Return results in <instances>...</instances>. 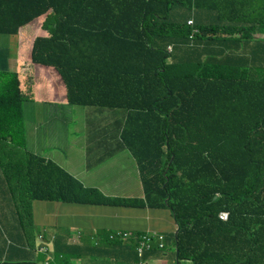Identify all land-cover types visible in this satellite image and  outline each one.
Listing matches in <instances>:
<instances>
[{
  "label": "trees",
  "instance_id": "16d2710c",
  "mask_svg": "<svg viewBox=\"0 0 264 264\" xmlns=\"http://www.w3.org/2000/svg\"><path fill=\"white\" fill-rule=\"evenodd\" d=\"M49 9L31 60L57 70L68 103L125 111L120 136L143 198L105 196L28 152L25 96L5 68L0 141L12 146L14 192L30 201L167 209L178 227L163 250L155 245L143 257L133 240L126 246L100 232L85 239L93 259L141 264L170 240L175 264H264V36L256 37L264 34V0H0V34H17ZM74 249L56 250L55 261L69 264L75 253L79 263L84 254ZM13 259L0 264H34Z\"/></svg>",
  "mask_w": 264,
  "mask_h": 264
},
{
  "label": "crops",
  "instance_id": "0c3cea01",
  "mask_svg": "<svg viewBox=\"0 0 264 264\" xmlns=\"http://www.w3.org/2000/svg\"><path fill=\"white\" fill-rule=\"evenodd\" d=\"M44 17L33 19L20 27L17 34L10 35L9 38L16 36L15 52L7 43L0 46V71L5 68L15 71L25 96L22 104L24 148L54 162L83 186L96 188L105 196L143 198L136 161L120 136L125 111L68 103L66 86L57 70L32 62V43L23 42V29L26 36L34 33L30 36L33 42L41 33ZM259 36L264 34H256ZM247 52L246 47H239L240 54L247 56ZM262 61L258 59L257 62ZM78 116L86 121L88 130L77 131ZM89 123L93 124L90 128ZM11 154L12 146L9 145L8 158ZM7 167L0 158V260L14 257V261L43 262L44 256L34 250L37 233L33 234L32 230L45 232L46 239L54 235L58 249L71 246L75 251L85 247L86 238L93 242L92 237L102 231L118 230L138 235L151 230L170 237L173 235L171 231L175 233L177 229L167 209L77 206L57 201H31L29 220L17 212L15 200L24 197V193L20 189L14 192L12 180L8 177L12 172L9 169L7 173ZM130 241L123 244L128 246ZM159 252L150 256L147 264H175L168 243L166 249ZM122 258L121 255L110 261L119 263ZM103 261L102 264H107L109 259Z\"/></svg>",
  "mask_w": 264,
  "mask_h": 264
},
{
  "label": "rangeland",
  "instance_id": "374dc122",
  "mask_svg": "<svg viewBox=\"0 0 264 264\" xmlns=\"http://www.w3.org/2000/svg\"><path fill=\"white\" fill-rule=\"evenodd\" d=\"M18 31H19V29H18ZM33 34L34 33H31L30 35L26 36L25 29H23V42L26 43V44H29V42L32 43V40H30V36H33ZM9 37L10 36H6V35H1L0 34V46L3 45L4 43H7L9 48L13 52H15L16 36H12V38H9ZM260 37H262V36H260ZM26 54H28V51H27ZM85 123H86V121L81 116H78V118H77V131L88 130V127H87V125ZM92 125H93L92 123H89L88 124L89 128ZM9 145H11V144L8 143L7 141H3V140L0 141V158H1V161L4 162V165H6V162H7ZM131 155L133 156L132 152H131ZM133 158L135 159L134 156H133ZM135 161H136V159H135ZM136 164H137V162H136ZM137 168H138V166H137ZM142 190H143V188H142ZM21 205L23 206V208H22V210H19V206H21ZM15 206H16L17 212L19 214H22L24 216H28L29 213L31 212V215H32L31 201L27 200V195H24V198L21 201L15 200ZM69 206H75V205H69ZM77 206H81V205H77ZM108 207H110V206H108ZM114 207H122V206H114ZM124 208H134V207H124ZM145 208H148V207H145ZM149 209H153V208H149ZM176 231H177V229H176ZM176 231H175V233H176ZM107 232L110 233L112 231H107ZM32 233L33 234L37 233V237L35 239L36 241H35L34 250L39 255L44 256L45 260L43 262H40V261L35 262L34 260H22V261H30V262H32L34 264H45L46 262H47V264H58V262L55 261L54 253H55L56 250H61V249L66 251L67 250V246H63L62 248L58 249L56 244H55V242H54V239H55L54 235H51L48 239H46L45 235H44L45 232H43V231L40 232L39 230H37V231L32 230ZM145 233L159 234L161 232L148 230V231H145ZM171 233L174 234V231H171ZM38 239H42L43 240V244L41 246L38 243ZM88 240L89 239L85 240V243H84L85 247L83 249L78 248V249L75 250V252H82V254H84L83 256H79L78 257L79 263L75 262V260H74L75 253H72L71 255H72L73 259L70 258L69 264H102L104 262L100 258L93 259L92 257H90L88 255L89 252L91 251V245H88ZM168 245H169V247L172 250H174L172 242L170 240L168 241ZM94 246L96 247L97 243H94ZM68 247H70V246H68ZM115 263H116V261H110V259H109V262L107 264H115ZM141 264H147V263L146 262H142Z\"/></svg>",
  "mask_w": 264,
  "mask_h": 264
},
{
  "label": "built area",
  "instance_id": "2783aa9c",
  "mask_svg": "<svg viewBox=\"0 0 264 264\" xmlns=\"http://www.w3.org/2000/svg\"><path fill=\"white\" fill-rule=\"evenodd\" d=\"M187 24L192 25L193 20L192 18L187 19ZM198 30L197 28H193L191 33L189 34V39L193 38L194 33H196ZM167 50H171V45L167 46ZM219 217L223 220L228 219V212L227 211H221L219 213ZM166 235L163 233L159 234H151V233H142L141 235L133 234L130 232H123V231H112L108 235L109 241H120V242H128L130 240H136L137 241V248L136 252L139 257H143L145 252L151 251L154 246H158L159 249L163 250L165 248V241H166ZM38 243L41 246L43 244L42 239H38ZM47 264V262L45 263Z\"/></svg>",
  "mask_w": 264,
  "mask_h": 264
},
{
  "label": "clouds",
  "instance_id": "9594fccd",
  "mask_svg": "<svg viewBox=\"0 0 264 264\" xmlns=\"http://www.w3.org/2000/svg\"><path fill=\"white\" fill-rule=\"evenodd\" d=\"M51 11V9H49L45 14H42V15H45V17H46V14L47 13H49ZM41 16V15H40ZM39 17V16H38ZM45 17H44V19H45ZM37 18V17H36ZM35 19V18H34ZM44 19H43V21H44ZM43 21L41 22V25H42V23H43ZM41 25H40V28H41ZM77 235H80V233H76ZM135 244H137V242H135ZM137 248V247H136Z\"/></svg>",
  "mask_w": 264,
  "mask_h": 264
},
{
  "label": "water",
  "instance_id": "95a60500",
  "mask_svg": "<svg viewBox=\"0 0 264 264\" xmlns=\"http://www.w3.org/2000/svg\"><path fill=\"white\" fill-rule=\"evenodd\" d=\"M177 232H178V228H177V231H176L175 235H177Z\"/></svg>",
  "mask_w": 264,
  "mask_h": 264
}]
</instances>
